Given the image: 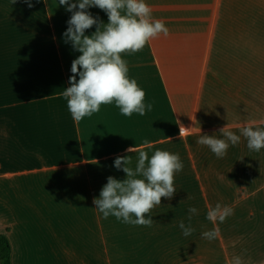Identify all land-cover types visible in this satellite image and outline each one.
I'll list each match as a JSON object with an SVG mask.
<instances>
[{
  "label": "crops",
  "instance_id": "0c3cea01",
  "mask_svg": "<svg viewBox=\"0 0 264 264\" xmlns=\"http://www.w3.org/2000/svg\"><path fill=\"white\" fill-rule=\"evenodd\" d=\"M31 2L0 0V235L12 264H264V233L233 258L221 243L217 258L207 239L199 246L179 227L195 229L198 214L188 216L200 193L208 210L233 209L225 228L264 222V148L250 150L240 132L264 129V0H146L169 34L121 58L152 110L125 116L113 101L79 122L63 96L82 54L63 35L72 13L59 0ZM88 11L109 22L100 8ZM226 126L241 140L224 157L197 143L224 138ZM141 150L180 156L173 198L145 215L151 226L104 218L94 199L109 176L127 178L115 159L130 156L134 170Z\"/></svg>",
  "mask_w": 264,
  "mask_h": 264
},
{
  "label": "clouds",
  "instance_id": "9594fccd",
  "mask_svg": "<svg viewBox=\"0 0 264 264\" xmlns=\"http://www.w3.org/2000/svg\"><path fill=\"white\" fill-rule=\"evenodd\" d=\"M25 2L29 7L33 6L31 0ZM59 4L72 13L63 34L65 42H70L74 50L82 53L72 62L71 86L63 92L72 119L79 122L98 112L102 104H111L113 101L125 116H131L134 112L143 116L146 111H151L153 104L145 105V92L135 79L129 78L128 65L121 58L122 53L142 50L161 33L164 36L169 34L163 21L152 19V8L146 0H75L71 3L70 0H59ZM91 7L105 11L109 22L104 24L94 17L88 11ZM94 25L96 32L91 36L86 35V30ZM227 128H222L220 132L224 138H217L215 134L201 135L197 143L208 146L218 158H222L227 154L229 142L234 146L241 140L240 135ZM187 130L180 128L181 137ZM240 132L247 139L250 150L260 151L264 148V129L244 125ZM144 143L150 146L148 141ZM127 151L136 152L137 148L129 147ZM129 163L130 156L115 159V167L122 169L127 178L120 181L109 176L100 197L95 198L93 203L104 218L113 215L124 223L151 226L154 220L150 216L146 219L145 215L160 205L162 198H173L176 192L174 175L183 170V164L178 154L166 150L155 151L151 158L146 151L141 150L134 170L127 166ZM189 213L188 220L191 221L197 209L192 207ZM231 214L232 208L217 204L215 208H209L207 218L213 223L217 220L223 222ZM132 216L136 218L132 219ZM179 227L185 236L195 231L183 221ZM203 236L214 240L219 236V230L204 232ZM234 264H242L241 259L236 257Z\"/></svg>",
  "mask_w": 264,
  "mask_h": 264
},
{
  "label": "rangeland",
  "instance_id": "374dc122",
  "mask_svg": "<svg viewBox=\"0 0 264 264\" xmlns=\"http://www.w3.org/2000/svg\"><path fill=\"white\" fill-rule=\"evenodd\" d=\"M5 37L7 38L6 35L0 36V40L1 38ZM185 144L187 145L188 143L185 142ZM186 145L182 146L183 155L188 154V145ZM207 213L208 207L206 206V203L200 193L198 196V216L196 220L192 221V224L195 226L196 232H193L191 235H197L199 237L200 246L202 242H205L206 240V238L203 236L204 232L212 231L213 229H218L219 236L216 239H207V246H212L214 250V255L217 258L223 257L221 243L225 244L228 247L229 256L233 258L234 251L236 249H239V251L243 253L246 247L255 246L257 243L256 240H260L263 236L264 222H259L257 216L254 217L249 223L244 224L243 222L238 221L234 225L225 228L222 226V223L219 220H217L215 223L210 221L207 218ZM192 228L194 227L192 226Z\"/></svg>",
  "mask_w": 264,
  "mask_h": 264
},
{
  "label": "trees",
  "instance_id": "16d2710c",
  "mask_svg": "<svg viewBox=\"0 0 264 264\" xmlns=\"http://www.w3.org/2000/svg\"><path fill=\"white\" fill-rule=\"evenodd\" d=\"M0 264H12L11 245L4 235H0Z\"/></svg>",
  "mask_w": 264,
  "mask_h": 264
}]
</instances>
